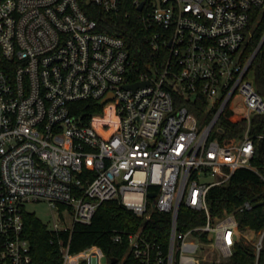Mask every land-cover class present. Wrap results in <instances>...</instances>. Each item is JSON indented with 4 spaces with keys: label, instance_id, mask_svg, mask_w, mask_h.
Here are the masks:
<instances>
[{
    "label": "built area",
    "instance_id": "2783aa9c",
    "mask_svg": "<svg viewBox=\"0 0 264 264\" xmlns=\"http://www.w3.org/2000/svg\"><path fill=\"white\" fill-rule=\"evenodd\" d=\"M129 1L158 57L168 48L151 71L135 66L122 38L99 31L79 0H0V264H35L25 233L31 202L58 209L65 227L52 231L90 224L114 199L145 222L170 215L165 243L146 224L115 231L140 264H229L243 236L257 233H243L234 213L214 216L208 194L237 169L256 170L252 122L264 116V96L250 72L255 52L244 55L264 0ZM89 2L114 13L126 0ZM141 82L150 83L127 87ZM80 101L100 103L103 114L85 121L74 107ZM226 108L247 122L230 145L211 139ZM182 206L205 221L180 229ZM59 243L62 264H110L99 246L73 253Z\"/></svg>",
    "mask_w": 264,
    "mask_h": 264
},
{
    "label": "trees",
    "instance_id": "16d2710c",
    "mask_svg": "<svg viewBox=\"0 0 264 264\" xmlns=\"http://www.w3.org/2000/svg\"><path fill=\"white\" fill-rule=\"evenodd\" d=\"M85 13L98 23L101 32L122 38L126 49L135 66L140 71H151L162 60H167L168 48H163V55L158 57L150 42L151 31L140 19V13L131 1L126 0L119 12L108 13L103 8L89 2L79 0ZM262 9H256V13ZM255 13L250 28L253 32L247 43L244 58L247 59L256 51L264 36V16L255 26ZM160 53V52H159ZM251 76L257 91L264 96V47L259 51L250 67ZM77 113L85 121L94 115L103 114V105L93 101H80L74 104ZM206 108L205 103L196 110L201 116ZM107 114L110 112L107 108ZM212 114L208 116L211 119ZM111 118L96 119V124L110 122ZM209 121V120H208ZM246 120L230 108L223 112L218 124L221 130L215 131L211 139H217L222 145H230L243 135ZM252 134L255 143V154L252 160L256 170L239 168L227 184L214 186L208 194L210 210L214 216H223L225 212L234 213L242 232L255 230L264 231V116H256L252 122ZM250 202L251 208L241 210L240 207ZM171 216L156 214L152 221L145 222L132 210L114 199L105 201L96 211L90 224L76 223L72 230L52 231L34 213L25 215V233L31 243V251L35 264H62L60 240L69 245L73 253L80 252L92 246H99L106 253L110 264L112 258H117V264H140L131 254L127 255L129 243L124 237L122 243L113 240L115 231L129 233L146 224L147 235L169 241ZM205 221V214L182 206L179 215V228L187 230ZM127 255V256H126ZM229 264H264V245L258 256L253 244L241 239L235 246V252Z\"/></svg>",
    "mask_w": 264,
    "mask_h": 264
},
{
    "label": "rangeland",
    "instance_id": "374dc122",
    "mask_svg": "<svg viewBox=\"0 0 264 264\" xmlns=\"http://www.w3.org/2000/svg\"><path fill=\"white\" fill-rule=\"evenodd\" d=\"M27 211L30 213H34L41 221L49 226L50 229L55 228V225L57 224L60 229H63L65 227V224L59 215L58 209L52 207L46 202H31L27 205ZM67 224L71 225L73 222V218H71L70 215H67ZM245 233V232H243ZM253 235V234H252ZM263 233H256L252 240H248L243 236V239L245 242H248L250 244L256 245L261 240H263L264 245V237ZM103 264H108L106 259H103Z\"/></svg>",
    "mask_w": 264,
    "mask_h": 264
},
{
    "label": "water",
    "instance_id": "95a60500",
    "mask_svg": "<svg viewBox=\"0 0 264 264\" xmlns=\"http://www.w3.org/2000/svg\"><path fill=\"white\" fill-rule=\"evenodd\" d=\"M143 6H144V3H141V5L138 7V10H142L143 9ZM264 45V40L262 41V43L258 46V48L256 49L255 53L253 54L251 60H250V66L252 65L253 61L255 60L257 54L259 53V51L262 49ZM150 82H141V83H137L135 85H131V86H127V87H132V88H137V87H140V86H144V85H147L149 84ZM156 194H150V196L154 197ZM118 259L117 258H112L111 260V264H117L118 263Z\"/></svg>",
    "mask_w": 264,
    "mask_h": 264
},
{
    "label": "bare ground",
    "instance_id": "6f19581e",
    "mask_svg": "<svg viewBox=\"0 0 264 264\" xmlns=\"http://www.w3.org/2000/svg\"><path fill=\"white\" fill-rule=\"evenodd\" d=\"M107 108H108V111L111 113V112H112V111H111V110H112V106L109 105ZM252 234H253V232L250 233V236H252Z\"/></svg>",
    "mask_w": 264,
    "mask_h": 264
}]
</instances>
